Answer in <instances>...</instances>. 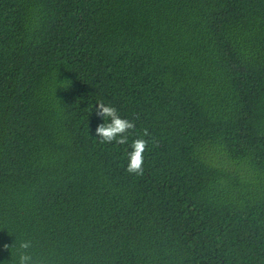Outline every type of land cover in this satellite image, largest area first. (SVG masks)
Masks as SVG:
<instances>
[{
	"label": "trees",
	"instance_id": "16d2710c",
	"mask_svg": "<svg viewBox=\"0 0 264 264\" xmlns=\"http://www.w3.org/2000/svg\"><path fill=\"white\" fill-rule=\"evenodd\" d=\"M25 252L264 264V0H0V264Z\"/></svg>",
	"mask_w": 264,
	"mask_h": 264
},
{
	"label": "clouds",
	"instance_id": "9594fccd",
	"mask_svg": "<svg viewBox=\"0 0 264 264\" xmlns=\"http://www.w3.org/2000/svg\"><path fill=\"white\" fill-rule=\"evenodd\" d=\"M101 109L100 115L105 117V123L97 129V135L103 137L101 143L111 144L115 142L118 145H127L129 134L132 133L136 124L134 121L121 117L119 112L111 104H105L103 101L97 103ZM96 104V105H97ZM147 129L144 130L143 136L135 138L131 143L132 150L127 153L126 170L129 174L143 175L145 154L150 151V141L144 137L149 136ZM31 246L30 242H22L20 247L27 250ZM6 249L9 245H4ZM11 250H15L12 246ZM11 255H13L11 251ZM32 257L27 252L22 253L19 257V264H30Z\"/></svg>",
	"mask_w": 264,
	"mask_h": 264
}]
</instances>
